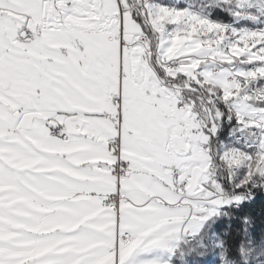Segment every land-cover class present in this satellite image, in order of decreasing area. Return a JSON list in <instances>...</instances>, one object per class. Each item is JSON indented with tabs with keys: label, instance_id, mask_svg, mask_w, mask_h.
<instances>
[{
	"label": "snow or ice",
	"instance_id": "6c2138e0",
	"mask_svg": "<svg viewBox=\"0 0 264 264\" xmlns=\"http://www.w3.org/2000/svg\"><path fill=\"white\" fill-rule=\"evenodd\" d=\"M0 264H264V0H0Z\"/></svg>",
	"mask_w": 264,
	"mask_h": 264
}]
</instances>
